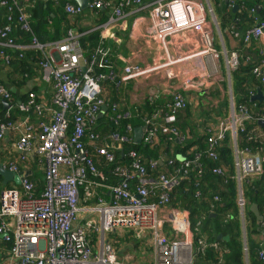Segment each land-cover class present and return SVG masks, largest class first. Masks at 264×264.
Listing matches in <instances>:
<instances>
[{"label":"built area","instance_id":"1","mask_svg":"<svg viewBox=\"0 0 264 264\" xmlns=\"http://www.w3.org/2000/svg\"><path fill=\"white\" fill-rule=\"evenodd\" d=\"M45 1L58 3L59 0ZM206 2L88 0V8L108 9L110 14L98 28L100 37L96 47L89 58H85L79 35L75 32L68 30L60 41L40 43L32 32L29 15L24 13V8L14 0H0V8L8 12L6 23L0 29V62L9 65L10 56L5 49L18 51L19 58L25 51L35 52L39 55L36 56L39 73L53 90L50 108L37 103L32 93L28 94L25 103L16 104V108L25 114L33 110L36 121L31 122L26 116L0 124V142L8 134L17 138L14 146L18 156L3 160V167L17 174L26 170V166H19L32 155L41 159L39 163L44 180L43 192L38 196L34 194V186L28 178L21 180L17 187L0 192V252L5 251L6 254L1 264H138L123 261L118 248L105 238L108 233L125 229L133 232L134 244L139 245V249L150 246L149 261H146L145 253L144 256L141 254L146 261L143 264H196L197 259L204 257L208 250L212 249L217 255L226 251L218 243L207 241L199 223L194 228L191 226L188 211L170 206L171 190L188 180L194 167L200 169L198 161L201 153H194L192 160L178 156L177 164L167 160V165L174 164L176 167L175 173L168 177L159 175L154 179L146 176L144 160L135 153L128 154V165L113 168L111 175L118 178L115 184L107 183V178L96 167L100 160L104 164H112L115 160L113 151H121L124 143L133 142L135 129L127 125L123 132L111 131L106 135L96 131L103 116L113 121L114 125L131 118L126 100L119 109L113 105L111 115L106 114V109L98 118L102 107L106 106L103 83H113L119 89L130 82L136 84L155 77L162 68L176 63L167 58L164 65L143 66L125 61L117 67L109 59L111 49L106 44L108 38L114 39V35H107L106 32L114 27L126 29L125 19L130 14L135 15L133 26L141 20L147 22L142 39L161 44V48H166L169 40L179 34L190 32L198 41L197 55L206 54L216 62L223 57L229 74L237 68V54L235 51L228 54L225 48L219 51L214 47L213 26L216 23ZM229 2L231 4L233 0ZM63 9L71 16L83 10L70 3H65ZM144 14L146 18L140 19ZM12 15L19 30L30 36V42L15 40L11 34ZM232 35L239 38L236 32ZM251 38L264 45V23L246 31L243 42ZM262 67L264 62L252 72L264 86ZM172 78L173 75L168 73L166 79ZM207 86L205 78H189L180 91L160 90L159 87L150 91L147 97L149 104L158 101L161 96L167 99L162 108L143 117L141 141L156 142L158 133L167 136L170 141L182 140L175 126L177 115L186 108L188 94L204 92ZM10 96L9 90L0 84V99L10 103ZM233 108V119L223 118L208 129L213 135L207 139L208 149L204 154L211 161L218 160L216 147L225 139L227 132L232 143H236L238 134H243L248 141L264 146V130L256 124L247 129L246 123L253 121L247 107L239 105L236 110L233 103ZM256 121L264 123V114ZM101 141L103 143L98 145ZM257 151L262 154L233 148V179L237 188H242L243 182L264 176V148L259 147ZM160 162L162 159L149 167L155 169ZM212 173L222 176L225 170L213 168ZM196 174L200 177V171ZM88 175L97 177V180L89 181ZM134 179L137 183L131 189L129 183ZM81 186H84L83 191H80ZM242 195V190L238 191L237 205L241 211L244 206ZM200 197L201 192L197 190L195 198ZM6 246H10L8 250L4 249ZM258 259L264 262V248L259 250Z\"/></svg>","mask_w":264,"mask_h":264},{"label":"trees","instance_id":"2","mask_svg":"<svg viewBox=\"0 0 264 264\" xmlns=\"http://www.w3.org/2000/svg\"><path fill=\"white\" fill-rule=\"evenodd\" d=\"M208 1L211 5L213 13L217 17L216 19L223 35V43L226 51L228 54L233 51H235L237 54V68L231 70L229 73L232 97L236 110L239 105H244L252 115L253 121L246 123L247 129H250L253 124H257L256 119L264 114V107L258 110V107L263 105V103L251 102L250 100L251 95L255 93L257 87H259L261 90L263 89V84L260 82L259 78L255 77L252 71L256 66H261L262 62H264V46L261 45L258 40L253 38H251L248 42H243V35L246 31L250 30L254 26L264 22V2L261 0H233V2L230 4L229 0ZM65 3L72 4L73 2L69 0H59L58 3L48 1L45 2V5H40V3H37L34 7L32 6L29 8V25L34 36L40 43H47L45 41H49L48 43H51L61 39L64 34V30L67 29L74 32L70 24L67 27L68 16L69 18L73 17L80 19L85 16L86 13H93L94 10L91 8L83 9L79 14L71 16L64 12L63 7ZM256 5H262V9H257V7H255ZM233 6L237 7V9L234 11L232 9ZM104 10L107 12L110 11L108 9ZM0 11L4 12V20L6 21L8 12L4 8H0ZM100 11L101 10H97V13ZM14 12L15 11H13V13ZM12 18L13 29L11 34L15 37V31L21 33V37L19 39L15 37V40L17 38V42L19 43L20 40L21 42H24L25 39L27 41V38L30 40V36L28 34L19 30L14 15H12ZM107 19L108 18H106V20ZM102 20H104V18ZM106 20L104 22H106ZM5 23L6 22H4V25ZM2 27L0 29H2ZM227 32L229 33L231 39L237 42L236 47L228 46L226 38ZM232 32H236L239 35V38H234ZM99 37V32H92L90 34L81 36L79 35V42L84 49L85 58H89V56L92 54L93 49L98 43ZM216 48L219 49L220 47L216 46ZM4 51L10 56L9 65L7 67H11L13 71L19 76L18 82L13 80L11 83L18 88L21 85H25V75L30 77L27 67L30 66V63L36 64V56L39 55L33 51H25L22 53V58H19L18 51L13 49H5ZM109 59L115 66L120 67L121 64L119 60L115 59L112 52L109 53ZM220 60H222V58H220ZM261 72L264 75L263 67L261 68ZM0 84L2 83L0 82ZM220 84L223 90H226V83L221 82ZM103 85V99L107 106L106 114L111 115V107L115 105L119 109L120 104L126 100V103L128 104L127 110L131 112V118L129 120L120 122L118 125H114L113 121H110L103 116L102 120H99V125L96 128V131L101 135H106L111 131L123 132L127 125H131L133 128L143 126V117L147 115L150 116L153 112H155L156 108L164 104L162 101V105L160 104V101H155L153 104H149V101L145 99L140 105L130 106L129 102H127V90L122 91L121 88L116 89L115 84L107 81H105ZM9 92L11 95V101L13 97L16 99L17 95L13 94L10 90ZM204 92L190 94H195V97L198 100H201ZM190 94L187 95L186 108L182 113L177 115L178 122L175 125L177 131L179 132V138H182V140L176 141L175 139H171L170 141L167 139V136H162L160 133H158L157 141L153 143L145 142L144 140H142L139 145L134 144L132 141L124 143L122 145L121 151H113L115 160L112 164H104L100 160L97 162L96 167L98 171H101L102 175L107 178V183L115 184L118 181V178L111 175L113 168L116 166L128 165L130 163L128 154L135 153L137 157H141L144 160L143 167L146 171V176L152 177L154 179L159 175L168 177L175 173L176 167L174 164L167 165V160L170 159L173 161V163H176L178 156L184 157L187 160H192L194 153H201V158L198 161L201 170L194 167L190 172L191 177L188 180L179 183L171 190L170 206L187 210L189 212L191 226L194 228L197 223L201 224L200 229H203L208 242H214L218 233L222 232L225 234L226 231L231 229L234 230L235 236L237 237L235 241L233 240L235 245L233 246L231 242H228L225 245L227 246L228 250L235 253L234 256L231 259L226 260V262L229 264H237L239 263V259L243 252L240 241L239 223L237 222V186L235 179H233L234 153L232 139L230 134L227 132L225 139L220 141L219 145L216 147L218 153L217 161H211L205 156L204 152L208 149L207 139L210 138L213 133L212 131L208 132L209 127H205L203 131H201L198 129L195 120H192L191 110L194 108V105H192V102H190ZM218 95L219 94L214 91L213 93L211 91L209 94L210 97L217 98L219 101ZM18 98L21 103H25L28 99V94ZM36 99L37 98L35 97V100ZM36 102L38 103L37 100ZM11 105L13 109L7 110L0 99V124L8 121L18 120V118H14L12 113L13 111H16L17 115L20 117L22 115H27L30 117L29 119L31 122L36 121L37 117L33 110L25 114L16 108V102ZM198 105L201 106L200 103ZM223 106H226L225 100H223L221 104L219 103L218 106L214 108L213 113L220 115V112L218 111L217 113V110L221 109ZM252 106L256 107L254 108ZM157 121L159 122V120ZM100 140L103 141V138ZM102 141L99 142L98 145L102 144ZM236 147L238 150L247 149L252 153L257 152L259 154H262V152L257 151V149L259 147L262 149L264 148V146L259 145L258 142L254 143L252 141H248L247 136L243 134H238ZM159 159H162V164H157L155 169H151L149 165L153 162H157ZM33 161L34 163L36 162L34 159L32 161L29 160L28 157L27 160L19 166V168H22V165L26 167H28V165L30 166V162L31 165H33ZM213 168L224 169L225 174L222 176L215 175L212 173ZM31 169L33 174L28 178V180L34 186V194L38 196L43 192L44 189L43 171H40L39 165L37 166V169L32 167ZM199 171L200 177H198L196 174ZM36 172L37 174H41H39L40 177L36 175ZM88 180L95 181L97 180V177L88 175ZM135 183H137L136 179L130 181L129 186L131 189H134ZM11 187L12 186L10 184L3 185L0 178V192L4 189H10ZM83 190L84 186H81L80 191ZM197 190L201 192V197L199 199L195 198V193ZM242 193L245 202L244 211H246L245 221H247L249 226L252 227L251 233H256V229L259 228V225L254 215L249 212L248 206L251 204H257L259 211L264 216V176L256 180H249L242 183ZM215 198H218V200L215 201ZM233 208L235 212H231ZM213 215L216 217L212 218ZM225 216H233L234 218L224 221V219L221 217ZM246 229L247 240H249L250 231L248 230V226ZM9 247L10 246H6L4 249L8 250ZM257 250H259V248ZM5 257V251H1L0 264ZM217 262L218 255L211 249L207 251L204 257H199L196 261V264H217ZM253 264H264V262H253Z\"/></svg>","mask_w":264,"mask_h":264},{"label":"crops","instance_id":"3","mask_svg":"<svg viewBox=\"0 0 264 264\" xmlns=\"http://www.w3.org/2000/svg\"><path fill=\"white\" fill-rule=\"evenodd\" d=\"M15 3L18 4L21 8H24V13L29 14L28 11L30 10V7H34L37 3H40V5H45V0H14ZM76 5L74 2L72 3ZM257 9L261 10L262 5H256ZM233 9V8H232ZM236 10V9H235ZM256 10V9H255ZM31 12V11H30ZM110 11L106 10H101L100 12L97 13V10H93V13L89 12L86 13L85 16L82 18H73L68 16L67 20V27L70 24L71 27L73 28L74 32H76L77 35H85V34H90L92 32H99L98 28L99 26L104 23L106 18L109 17ZM215 15V14H214ZM53 17V15H52ZM104 18V20H102ZM146 16L145 14L143 17L140 19H145ZM217 17L215 16V19ZM135 19V15H128L125 19V26L126 29H118L116 27L111 28L106 32L107 35L113 34L114 39L108 38L107 39V45L110 47L111 52L113 53V56L115 57L116 60H119L120 64L122 65L123 62L125 61H133L136 63H139L143 66H150L151 64L155 65H164L166 64L167 58L172 59L176 61L175 64L162 68L155 77H152L151 79H156V78H165L168 73H171L174 78L168 79L165 83H162V86L159 87L160 90L165 88H169L170 91H180V87H182L183 83L185 82L186 79H197V78H205L206 81L208 82L207 89L203 93V97H206L205 94H210V92L213 91L217 92L219 101H217L215 108L218 106V104L225 100L226 101V106H223L221 109L217 110L220 112L221 116L223 118H228L231 119L233 117L231 110H230V99L228 98L229 90H228V78L229 75H227L226 72V67L224 63V59L222 57V60H217L214 61L210 57L206 56V54H200L197 55L199 46H198V41L197 38L194 37L190 32H185L182 34H179L176 36L173 40H169L168 44L166 45V48H161V44L158 43H151L144 41L142 39L143 32L145 28L147 27V22L146 20H141L139 21V24L136 26H133ZM4 12L0 11V28L4 25ZM264 23V22H263ZM68 30V29H67ZM67 30H64V34L61 39L56 40L60 41L62 40L66 34ZM15 37L18 39L21 37L20 32H14ZM219 37L221 39H219ZM213 38L214 42L213 45L216 48V44L218 43L220 45V48L217 49L221 51V48H225L224 43H223V35L221 33V30L219 28L217 19H216V24L213 26ZM226 38H227V43L229 47H236L237 42L231 39L229 36V33H226ZM30 40L27 41L25 39L24 42L20 43H28ZM49 42V41H45ZM55 42V41H53ZM223 44V45H222ZM226 50V49H225ZM51 54L53 55L54 52L51 51ZM120 65V67H121ZM30 77L26 78V83L25 85H21L19 88L15 87L11 81L18 82L19 76L16 72L13 71L11 67H7L4 65V63H0V82L5 86L9 87L11 92L13 94H16V99L13 97L12 101L8 103L9 109H13L11 107V104H16L20 103V100L18 97H22L23 95L26 94H34V96L37 98L36 100L38 101L39 104H42L43 106H46L48 108L52 107L51 100L53 96V90L50 86V84L43 79L41 74L39 73L40 70L37 68V64L35 63H30V66L27 67ZM149 79V78H148ZM148 79H143L140 80L138 83L134 84V88L132 92H135V89L138 90V86H140L143 89H145V94L143 96V99H141L138 103L132 104L129 102L127 99V102H129V105H140L144 102L145 99L149 96V92L152 91V89L148 88ZM230 80V78H229ZM225 81L226 83V90H223L221 86V82ZM231 86V83H230ZM260 90L263 93L264 96V87L261 90L259 87L256 88L255 93H257V90ZM127 95H129L131 92L126 91ZM193 97L196 99V103L198 104L200 100H198L195 97V94L192 95L191 101H193ZM202 97V98H203ZM167 99L166 96H161L158 101H160V104L165 102ZM204 100V98H203ZM14 101V102H13ZM162 101V103H161ZM258 103H263V105L258 107V110L262 109L264 107V100L263 101H258ZM162 106L156 108L155 110H159L162 108ZM199 105H194V108L191 110L192 114V120L196 117V114H198V108ZM256 107V106H252ZM157 110V111H158ZM14 115V118L22 119L26 117L27 115H22L21 117L17 115L16 111L12 112ZM48 116V113L46 114ZM28 117V116H27ZM49 117V116H48ZM30 117H28L29 119ZM30 120V119H29ZM261 126V125H260ZM211 127V124L206 126ZM263 127V126H261ZM16 136L8 134L6 135L5 139L3 142H0V162L3 160L8 159L9 157H17L18 153L15 150V142H16ZM3 157V158H2ZM29 160H36L33 165L30 166L34 169H37V166L39 165V169L42 172L41 168V159H37L35 156L29 155ZM3 163V162H2ZM28 165L26 167V170H29L31 172V175L33 174L32 169ZM233 168H234V162H233ZM235 174V168L233 170ZM30 175V176H31ZM238 195V194H237ZM257 207L258 209V214L259 215H254L250 211L252 207ZM183 210V209H182ZM249 212H251L254 217L257 220V223L259 225V228L256 229V233H251L252 227L249 226L247 221H245L246 217V211L243 209V214H241V210L238 206L237 209V222L239 223V232H240V241L242 245V256L239 259V263L237 264H253V262H260L258 259V252L259 250L264 248V216L263 214L259 211V208L257 204H251L248 206ZM187 211V210H186ZM231 212H235L234 208L231 210ZM216 216L213 215L212 218H215ZM224 219V221L228 219H233V216H225L221 217ZM201 226V224H200ZM247 226L249 232V240H247ZM202 228V227H201ZM235 228V227H234ZM233 228V229H234ZM201 233L204 234L203 229H200ZM206 235V234H204ZM237 237L235 236V231L234 230H229L226 231V233H218L216 236V240L214 241L215 243H218L221 245L223 248L226 249L225 252L223 253H218L219 259L217 264H229L226 262V260L231 259L234 256L235 252H231L230 250L227 249V246L225 245L228 242H231L232 245L234 246V242ZM146 241L148 240V236L145 237ZM239 239V237H238ZM250 242V246H249ZM122 247L118 249V254L125 261L126 263H138V264H143L146 261L143 259L141 254L144 253L147 255V252L145 249H140L138 248L139 245L137 246L136 244H126L123 245ZM150 248V246H147ZM259 248V250H257ZM151 249V248H150ZM131 257V258H130ZM139 258V259H137ZM132 261V262H128ZM200 263V262H198Z\"/></svg>","mask_w":264,"mask_h":264},{"label":"rangeland","instance_id":"4","mask_svg":"<svg viewBox=\"0 0 264 264\" xmlns=\"http://www.w3.org/2000/svg\"><path fill=\"white\" fill-rule=\"evenodd\" d=\"M216 45L220 47V45L218 43ZM147 81H148V88H150L152 90H156V88L161 87L162 83H165L167 81V79H165V78H156V79L149 78ZM223 82H225V81H223ZM133 88H134V83L130 82V83L126 84L125 86H122L121 90L122 91L127 90L128 92H131L128 95L127 99L132 104H136L141 99H143V96L145 94V89L142 90V88L140 86H138L139 89L138 90L135 89V92H132ZM205 92H207V91H205ZM205 95H206V97L202 96L204 98V100L202 98L199 101L201 106L198 108V114H196V117L194 118L195 123L198 126V129H200L201 131H203V129L209 124H211V126H216L218 124V122L222 121L221 119H223L221 114L218 115V114L213 113V110H214L216 103L218 101L217 98L210 97L208 93ZM191 98H192V94H190V100H191ZM198 104L196 103V99L193 97L192 105H198ZM224 119L228 120V118H224ZM39 174H37V172H36V175L38 177H40V175H41V174L40 175ZM105 238L112 245L114 244V246L118 249L121 247L123 249V247H124L123 245H126L128 243L129 244L135 243L133 232H130L127 229L118 230L116 232L108 233L105 235ZM145 249L147 252V260L146 261H149L150 259H148V257L150 255V248L146 247ZM137 259H139V258H137Z\"/></svg>","mask_w":264,"mask_h":264},{"label":"water","instance_id":"5","mask_svg":"<svg viewBox=\"0 0 264 264\" xmlns=\"http://www.w3.org/2000/svg\"><path fill=\"white\" fill-rule=\"evenodd\" d=\"M69 1H72L74 2L77 6H79L80 8L82 9H87L88 8V0H69ZM207 4H208V9L210 10V15L213 19V21L216 23V19H215V15L212 11V8H211V5L209 3L208 0H206ZM237 9L236 6H233V11ZM224 49V47H223ZM225 55H226V51H225ZM226 58V56H225ZM228 90H229V94H228V98L230 99V110H231V113L233 114L234 113V108H233V97H232V91H231V86H230V80L228 79ZM8 90L10 89L9 87H6ZM11 91V90H10ZM251 102H258V101H263L264 100V96H263V93L258 89L257 90V93L256 94H253L250 98ZM2 104L5 106V107H9L8 103L6 101H2ZM107 109L106 106H103L102 109H101V113L99 114L98 118H101L102 117V114L103 112H105ZM233 119V117L231 118ZM260 124L261 126L264 127V123L262 121H260ZM144 131V128L142 127H138V128H135L134 131H133V143L136 144V145H139L141 143V138H142V133ZM234 132V130L232 131V133ZM233 145V148L236 147V143H232ZM160 165L162 164V162L159 163ZM31 175V172L29 170H23L17 174L13 173V172H10L8 170H6L4 167H3V164L0 162V178L2 180V184L3 185H8L10 184L12 187H17L19 184H20V181L23 180V179H27L29 178ZM238 191L241 192V186H239L237 188ZM250 211L252 213H254V215H259L258 213V209L257 207H252L250 209ZM241 214H243V209L241 211ZM132 262V261H130Z\"/></svg>","mask_w":264,"mask_h":264},{"label":"clouds","instance_id":"6","mask_svg":"<svg viewBox=\"0 0 264 264\" xmlns=\"http://www.w3.org/2000/svg\"><path fill=\"white\" fill-rule=\"evenodd\" d=\"M212 11H213V10H212ZM263 46H264V45H263ZM229 73H230V72H229ZM227 75H229V74H227ZM229 78H230V76H229ZM229 78H228V79H229ZM263 87H264V86H263ZM252 95H253V94H252ZM252 95H251V96H252ZM233 103H234V100H233ZM250 115H251V114H250ZM251 116H252V115H251ZM257 124H258V125H257ZM257 124H256L257 127H259L261 130H264V128H262V127L260 126V125H261L260 122H259V123L257 122ZM252 127H253V125H252ZM223 175H224V174H223ZM243 183H244V182H243ZM236 186H237V185H236ZM241 190H242V188H241ZM237 194H238V190H237ZM242 197H243V195H242ZM243 200H244V199H243ZM243 209H244V206H243ZM243 212H244V211H243Z\"/></svg>","mask_w":264,"mask_h":264}]
</instances>
